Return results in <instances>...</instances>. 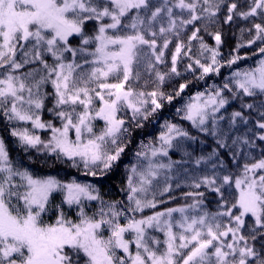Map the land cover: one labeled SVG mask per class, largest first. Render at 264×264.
<instances>
[{
    "label": "snow or ice",
    "instance_id": "1",
    "mask_svg": "<svg viewBox=\"0 0 264 264\" xmlns=\"http://www.w3.org/2000/svg\"><path fill=\"white\" fill-rule=\"evenodd\" d=\"M222 9L226 23L236 16L264 19V0H250L246 10H240L237 0H0V112L9 122L31 125L12 127L10 135L25 152L54 154L56 160L66 158L72 167H82L86 175L96 177L97 170L106 175L128 146L123 140L128 132L125 115L142 127L140 121L189 87L185 82L174 93L162 90L166 80L181 75L182 58L191 61L185 71H199V79L218 75L225 64L231 67L242 59L234 54L221 62L223 34L209 28L218 23ZM89 24L94 25L91 31ZM189 26L185 41L181 37ZM247 31H254L247 45L264 43V23H253ZM72 38L79 39V46H72ZM193 41L198 43L195 53ZM172 44L171 66L161 71L160 66L169 63L166 52ZM244 46L238 44L236 52ZM258 51L264 57V47ZM78 56L91 59L78 63ZM229 81L196 92L176 110L200 132L219 137L218 148L229 149L233 161L244 152L238 174L215 171L226 167L215 149L195 161L200 165L217 157L212 174L191 183L218 197L214 212L207 210L205 193L194 191L185 193L192 197L191 204L142 215L166 203L157 196L173 188L166 182L157 191L154 181L179 162L159 158L168 157L182 140L196 139L176 123L164 122L159 146L142 144L136 153L138 163L127 179L126 208L120 201H105L92 183L36 175L13 160L0 136V264H264V148L259 158L252 154L259 147L257 140L264 143V58L232 72ZM150 82L154 86L147 91ZM226 92L242 101V110L230 115L229 130L238 131V123L252 120L244 109L255 110L259 117L252 121L256 130L234 135L230 144L219 127L221 110L230 103ZM49 97L52 107L47 111L58 125L42 118ZM98 120L103 122L99 131ZM38 130L50 132L47 140ZM57 195L59 204L54 203ZM91 202L98 207L89 214L86 205ZM65 205L75 207L76 219L68 216ZM50 213L52 220L46 219ZM152 230L163 233L164 239Z\"/></svg>",
    "mask_w": 264,
    "mask_h": 264
},
{
    "label": "trees",
    "instance_id": "2",
    "mask_svg": "<svg viewBox=\"0 0 264 264\" xmlns=\"http://www.w3.org/2000/svg\"><path fill=\"white\" fill-rule=\"evenodd\" d=\"M227 2H231V0H227ZM237 3L240 5V10H246L248 5L250 4V0H237ZM225 12L221 11L218 23L209 28V32L212 31H220L223 34L224 43L220 47L221 59L222 63L227 59H230L232 55L239 54L242 59L237 62V64L232 65L231 67L225 64L224 67L221 68L220 73L210 74L206 76L204 79H199V71L193 73L191 71H185V66L188 63H191L189 59L186 57L182 58L178 62V70L181 75L177 77H173L170 80H166L164 85L162 86V90L166 93H174V91L178 88L180 83L190 82L189 87L185 89L184 93H182L179 97H176L171 104L167 101H164V107L151 116L147 121L140 122L142 127H137L136 123L131 121L129 124L130 127L125 136V143H127V148L125 152L121 155L119 161H117L113 168L107 172L106 175H98L96 177L86 175L84 169L82 167L74 168L71 166V162L66 158H62L61 160H56L54 158V154H49L41 151H37L36 149H29L27 152L23 150V148L19 145L17 139L10 135V129L12 127L21 126V124H25L23 122H9L3 116V113L0 112V136H3L6 142L9 145L10 155L12 156L15 162H18L23 165V167L29 168L36 175L39 176H56L58 179H61L65 182L71 181L75 178L77 181H90L96 187H100L101 189L112 186L115 189H118V183L121 180L120 177L123 176V162L131 157L133 151L130 148H135L136 145L144 138V141H147L148 137L154 138V140L158 139L159 132H156V128L158 129V123H161L165 117L172 116V123H176L181 125V127L189 133L190 136L196 137L195 140L184 139L180 142V144L176 148H172L170 150L171 155L169 154L168 159L170 158L172 161H178L179 163L174 164L172 170L170 172H163L159 177L160 180H165L169 173V177L171 178V184L173 186L171 193L165 195L166 204L163 206L164 208L173 207L176 203V200L180 197L185 196V193L194 192V191H203L204 202L208 211L214 212L217 210L218 205V197L206 190L205 188L195 189L191 186L192 180L201 175H211L213 169L211 165L213 163H217V157H213L211 160H208L206 163H201L197 165L195 161L199 159L201 156L208 157L213 150L218 151V156L220 159L224 161L225 168L220 169L217 168L215 171H218L223 174H227L231 172L233 174H238L239 168L238 165H242L245 160L244 152L238 153L239 159L237 161L232 160L231 151L227 148H218L217 140L219 137L213 136L210 133L200 132L197 128H193L189 121L179 117L174 111L175 108L180 105V100L183 101L185 95H189L196 90H202L203 88L207 89L210 82L224 84L223 78H225L228 74L231 73L232 69L242 67L243 65L253 63L257 58L261 57L258 49L259 47H264V43L257 41L254 45H247L246 41L251 39L254 35V31L249 33L247 29L252 28L253 23H264V19L260 17L249 18L247 20L241 17H234L232 22H225L223 17ZM94 25L89 24L87 26L88 30L91 29ZM245 31H241V30ZM191 26L182 34L181 39L187 40V36L191 34ZM201 35L204 36L205 41L214 46V40L210 35L201 32ZM78 38H72L71 44L73 47L79 43ZM175 43V42H174ZM193 52H196L198 47V43L193 41ZM238 44H244V47L239 49V52H236V48ZM174 51V44L169 46V50L166 52V58L169 63L166 66H160L161 71H167L170 68V58L171 52ZM70 58V57H69ZM49 62H51V58L48 57ZM145 79H149L150 81L154 79V77H147ZM143 82L141 81V84ZM154 85L150 82L148 87L145 89L147 91H151ZM49 93L52 92L51 86H48L46 89ZM195 90V91H194ZM226 95L229 96L230 103L226 106L225 109L221 110L220 115L224 116V120L220 121L219 127L222 132L227 133L229 137V144L231 143V138L234 135H242L248 128L254 129V124L252 121L258 119V115L255 110H251V112L247 109H244L246 115H251L252 120H250L248 125L239 124L237 125V129L229 130V118L233 111L242 110L241 105L242 101L240 98L233 99L229 93ZM259 100L260 97L255 98ZM245 102H253V98H246ZM45 110L43 112L44 120H52L57 125L59 121L53 119V114L47 111V108L52 107V98L49 97L45 101ZM256 130V129H254ZM258 131V130H257ZM47 130H39V135L42 139L47 140L49 135L47 134ZM259 145L258 148L252 150V154L259 158L258 154L261 148H264V143L260 141H256ZM248 150L245 148V152ZM250 162V161H249ZM166 163V157H165ZM179 184L180 187H176ZM169 196L172 199H169ZM185 203L189 204V199L185 198ZM259 242L257 243V247H259Z\"/></svg>",
    "mask_w": 264,
    "mask_h": 264
},
{
    "label": "rangeland",
    "instance_id": "3",
    "mask_svg": "<svg viewBox=\"0 0 264 264\" xmlns=\"http://www.w3.org/2000/svg\"><path fill=\"white\" fill-rule=\"evenodd\" d=\"M79 43L77 45H75V47L79 46ZM261 58H264V57H261ZM261 58H259L258 60H256L253 64H251V65H243V67L242 68H239V69L242 70V69H246V68H249V67H253V66H255L258 63V61ZM83 59H91V58L90 57H83V58H81V57L78 56L77 57V62L78 63H82L83 62ZM221 62H222V59H221ZM88 67L89 66L86 65L85 66V70ZM236 70H238V68L237 69H234L232 72H234ZM232 72L230 74H228L227 77L223 78V81L222 82H224V83L230 82L229 81V78L231 77ZM213 85H215V86H222L223 84L221 85V84H218V83L210 82L209 86H207V89L209 87L213 86ZM205 90H206V88H203L202 90H198V91H205ZM198 91L196 90L195 92H193V93H191L189 95H185L183 101L180 100L181 103H180V105H178L175 108V111L174 112L177 114V111L176 110L182 108L183 105L188 101V98L190 96H193ZM226 94H227V92L225 93V95ZM177 115L179 117L183 118V112H181V113H179ZM42 118H43V113H42ZM52 118L55 119L54 116ZM124 118L126 119V121H128V123L126 124V127L129 129V127H130L129 124L131 123L130 117L128 115H125ZM165 121L172 122V116L170 115L168 117H165L162 120L161 123H158V126H157L158 129L156 128V132H159V134L163 130L162 125L164 124ZM140 122H143V121H140ZM190 124L194 128V126L192 125L191 122H190ZM179 126L181 127V125H179ZM18 127H29V128H31V125L30 124H21V126H18ZM102 127H103V122L98 120L96 122V129H97V131H99ZM38 134H39V130H38ZM47 134L50 136V132L49 131L47 132ZM126 134H125V136H126ZM125 136H124L123 140H124V142H127V141H125V139H126ZM149 143H153V144H156L157 146H159L158 139L157 140H154V138L148 137L147 141H144V138H142L141 141H139V143L136 145L135 148L134 147L133 148H130V150L133 151V154L131 155V157L129 159H127V160H125L123 162V165H122V168H123V176L120 177L121 180L117 184L118 185V189H115L112 186H107V187H105L103 189H101L100 187H98L100 189V194H101V196L103 197V199L105 201H109V202L110 201H120L121 202V206H123L125 208L129 206L128 205V201L126 199V196H127V179H128V176L130 175V168H131V166L133 164H137L138 163L136 153L142 150V144L143 145H148ZM174 148H176V147H174ZM170 150H169V154L171 155ZM159 159H161L165 163V158H159ZM168 160H169L168 157H166V163H168ZM159 180H160V178H158L156 181H154V184H156L158 186L157 191L158 190H161L166 182L167 183H171L172 182L171 181V178L169 177V173H168L167 178L165 180H162V181H159ZM78 182H81V183H91L90 181H83V180H80ZM185 198H188L189 199V204H191L193 202L192 197H186V196L180 197L179 196V198L176 200V203H175V205L173 207H181V206L187 205V203L184 202L185 201ZM157 199H163V200H165L166 198H165V196L160 197L158 195L157 196ZM54 203H56V204L61 203V197L59 195L55 196ZM165 204L166 203L159 205L158 208L155 209V210H146L142 215H150L152 213V211H161V210H164L165 208L163 206H165ZM86 207L89 209V214H92V212L95 211L96 208L98 207V204H97V202H91V204L90 205H86ZM169 208H171V207L169 206ZM64 209H65V212L68 214V216L70 218L76 219V210H75V207H73V208L70 209V208H68L65 205L64 206ZM140 215L141 214H137V218H140ZM174 217L176 219H179V214L178 213L174 214ZM46 219H48V220L54 219V214H51L50 213L49 216L46 217ZM121 222L122 223L124 222L123 219L121 220ZM152 234L155 235V236H157L161 240L164 239L163 233H160V232H158L156 230H152ZM105 235H107V232L105 233Z\"/></svg>",
    "mask_w": 264,
    "mask_h": 264
}]
</instances>
